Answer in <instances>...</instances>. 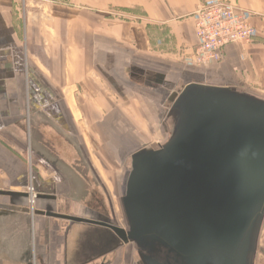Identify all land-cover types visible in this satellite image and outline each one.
<instances>
[{"label":"crops","instance_id":"obj_1","mask_svg":"<svg viewBox=\"0 0 264 264\" xmlns=\"http://www.w3.org/2000/svg\"><path fill=\"white\" fill-rule=\"evenodd\" d=\"M213 1L0 0V191L32 188L53 196L58 213L111 218L106 203L93 204L103 163L117 172L128 156L129 167L158 135L173 94L190 82L264 94V0H225L247 12L252 42L227 45L219 61H191L194 12ZM112 237L0 208V264H117Z\"/></svg>","mask_w":264,"mask_h":264},{"label":"water","instance_id":"obj_2","mask_svg":"<svg viewBox=\"0 0 264 264\" xmlns=\"http://www.w3.org/2000/svg\"><path fill=\"white\" fill-rule=\"evenodd\" d=\"M170 100L178 115L163 148H179L181 153L168 195H163L164 207H172L182 228L189 229L194 222L204 229L205 222L208 230L217 231L229 243L250 239L255 252L264 217V98L240 87L190 82ZM156 146L143 148L133 160ZM0 195L8 197L0 200V208L91 222L58 213L53 196L5 191ZM43 199L52 201L40 205Z\"/></svg>","mask_w":264,"mask_h":264},{"label":"flooded vegetation","instance_id":"obj_3","mask_svg":"<svg viewBox=\"0 0 264 264\" xmlns=\"http://www.w3.org/2000/svg\"><path fill=\"white\" fill-rule=\"evenodd\" d=\"M180 92L181 90L177 94ZM172 104L173 101H170L162 123L166 128L167 138L163 142L153 143L157 146L151 148L152 151L147 156H139L134 160L132 158L143 148L150 147L149 144L130 154V165L124 170L119 183L122 221L107 218L101 213L97 220L79 216L91 222L78 223L110 230L113 234L111 243L118 250V255L123 245L130 244L134 264H255L263 220L253 252L250 239L248 243L247 240L243 241V244L238 239L232 241L233 244L229 243L217 231L208 230L205 222L201 224L204 229H198V223L194 222H191L189 229L182 228V225L176 224L172 207H164L166 202L163 195H168L181 153L179 148H163L169 142L178 115V109ZM134 169L137 170L134 182L129 186ZM94 262L110 263L103 256Z\"/></svg>","mask_w":264,"mask_h":264},{"label":"built area","instance_id":"obj_4","mask_svg":"<svg viewBox=\"0 0 264 264\" xmlns=\"http://www.w3.org/2000/svg\"><path fill=\"white\" fill-rule=\"evenodd\" d=\"M194 28L197 43L190 59L196 65L221 60L227 45L252 42L255 35L247 12L225 0L200 5L194 12Z\"/></svg>","mask_w":264,"mask_h":264},{"label":"rangeland","instance_id":"obj_5","mask_svg":"<svg viewBox=\"0 0 264 264\" xmlns=\"http://www.w3.org/2000/svg\"><path fill=\"white\" fill-rule=\"evenodd\" d=\"M240 88L264 98L263 93L255 92L253 90H249L243 87H240ZM168 104H169V100L167 99L165 101L164 107L162 108L163 109L162 116L160 117L159 124L157 126L158 135L154 139H150L149 141H147L146 144H148L150 141L151 142L149 143V145L156 143V142H163L165 140L166 132H165V129L162 123L165 117L166 110L168 108ZM160 121H162V123ZM90 150L93 154H97L99 156L101 155L99 152L98 146H95L91 148ZM128 162H129V159L127 156L126 158L122 160L121 163L118 164L117 172H112V173L110 172L109 168L103 163V166H102L103 173H101V177L99 178V183L101 184V188H100V192L98 193L99 195H97V198L95 199L93 203L98 210H102L104 208L102 207V204L106 203L105 209L109 211L111 217L116 218L120 222L122 221L123 217H122V212H121V207H120V202H119V197H120L119 183L121 181V177L124 173V170L128 166ZM70 226H71L70 229L72 230L73 226L72 225ZM124 247L126 248L125 251H123L124 254L117 255L118 258L115 257L113 258V260L116 261L117 264H121V263L134 264L131 245L130 244L123 245L121 248H124ZM256 260H255V264H264V223L261 227V231L259 234Z\"/></svg>","mask_w":264,"mask_h":264}]
</instances>
